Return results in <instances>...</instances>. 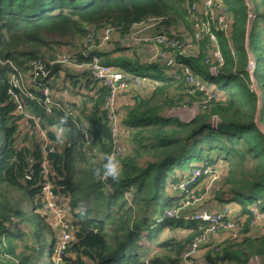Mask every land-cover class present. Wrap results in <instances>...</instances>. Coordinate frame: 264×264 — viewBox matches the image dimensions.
I'll return each instance as SVG.
<instances>
[{
	"label": "trees",
	"instance_id": "1",
	"mask_svg": "<svg viewBox=\"0 0 264 264\" xmlns=\"http://www.w3.org/2000/svg\"><path fill=\"white\" fill-rule=\"evenodd\" d=\"M221 1L229 31L216 32L210 63H205L207 37L201 41L199 57L180 58L216 94L188 122L168 113L179 104L200 102L202 93L188 92L190 85L180 69L143 62L118 43L135 24L149 20L157 22L158 32L183 38L192 31L186 0H0V125L5 139L0 145V264H180L187 244L208 223L171 218L167 211L180 205L183 194L177 187L183 178L196 167L208 166L227 174L215 196L230 206L232 214L238 209L244 228L240 238L208 251L205 261L251 264L260 259L264 264V231L260 235L249 231L255 215L264 220V0H251L250 5L245 0ZM89 26L99 32L113 28V48L88 50L84 40ZM76 41L85 53L77 52L74 62H90L101 54L108 63L156 85L151 95H134L133 102L119 109L132 149L121 160L118 181L94 175L113 145L102 110L108 91L88 69L75 72L54 64L48 80L54 91L64 92L70 85L68 93L80 97L76 105L93 137L89 152L83 134L68 117L66 127L60 125L63 112L55 108L49 114L21 96L26 111L56 144L48 160L73 235L59 262L62 232L42 210L43 150L35 136L28 137L23 130L24 115L16 113L9 89L15 68L25 71L33 59L54 60L64 45ZM216 50L222 62L213 55ZM113 53L118 55L111 58ZM250 60L255 63L252 72ZM211 66L217 69L215 76L209 73ZM213 117L218 118L216 128ZM27 122L34 124V119ZM164 230L172 236L160 240ZM181 230L185 231L180 237ZM143 231L151 244L160 240V252L141 244ZM174 250L171 260L168 254Z\"/></svg>",
	"mask_w": 264,
	"mask_h": 264
},
{
	"label": "built area",
	"instance_id": "2",
	"mask_svg": "<svg viewBox=\"0 0 264 264\" xmlns=\"http://www.w3.org/2000/svg\"><path fill=\"white\" fill-rule=\"evenodd\" d=\"M245 1L250 5L251 0ZM186 10L189 19L194 22V29L192 33H187L183 38H177L169 36L164 32H158L156 30L157 22L156 24H149V22H155L154 20H149L135 24L128 34L118 38V43L120 47L127 50L128 55L141 58L143 62L160 63L163 66L180 69L185 76L186 82L190 85L188 92L202 93V100L200 102L193 101L191 105L192 109L189 107L185 108V110H192V115L187 120L178 115V113L180 114L182 113L181 111H184L180 108L174 107L168 113L169 116H177L189 122L198 113L200 105L206 107V105L216 97V94L209 85L192 70L190 65L180 58L199 57L201 41L205 38V34L208 38L206 47L207 50H209L205 63H210L212 55L211 47H214L217 43L216 32H228L229 23L227 10L221 0H186ZM215 12H217V16H215ZM253 17L254 13L249 9V18L252 19ZM113 36L114 32L111 27L105 28L99 32L96 27L89 26L84 42L88 50H102L110 44ZM77 52L85 53L82 47L77 49H67L63 47L54 60L45 61L43 59H33L28 63V68L25 71L15 68L14 70L16 73L12 75V86L9 89L10 97L14 99L17 104L16 113L24 115V120L22 122L23 130L27 133L28 137L32 138L35 136L38 145L43 150L41 164V173L44 179L42 188V210L54 219L55 225L60 228L62 232V241L58 249L57 258L59 262L61 260L60 255L67 244L72 240L73 235L69 220L64 218V214L67 211L66 206L61 204L60 197L54 190L52 170L47 162L49 154L56 150V144L51 141L48 132L41 127L39 121L35 119V116L26 111L21 96L36 101L45 112L49 114L57 108L67 115L73 125L83 134L84 145L89 152L92 147L93 137L88 129V121L81 117L80 112L72 103L54 97V90L49 85L50 79L48 80L51 67L54 64H62L69 67L74 66L78 70L88 69L90 76L97 80L99 85L107 88L108 92L102 105V110L108 122L112 139L113 147L110 154L116 156L121 163V159L124 157L126 150L122 143L123 128L121 127L119 115V100L122 99L127 92H130L132 88L138 87L142 83L140 76L130 75L117 66L108 63L101 54L93 55L90 62L76 63L72 59ZM213 55L221 62L223 61L219 50L214 51ZM254 67L255 63L253 60H250L248 65L249 71L252 72ZM209 73L215 76L217 74L216 67L211 66L209 68ZM31 88H33L34 91L40 92L41 96L37 95ZM30 118L34 119V124H28L27 121H29ZM217 122L218 118L213 117V128L217 127ZM203 175L210 179L218 178V173L212 166L194 168L192 173L189 176H185L178 184L177 190H179L181 195L183 194L180 205L167 211V215L171 218L184 217L185 219L200 220L208 223V227L204 228V230L194 237L193 241L186 246L183 254L178 260L180 264H194L197 250L208 238L217 235L222 230H238L239 228L237 223L230 220L232 209L228 205L223 206L221 211L214 213L202 209L186 211L189 208L188 196L193 191L194 187L200 183V178ZM107 188L111 189L110 185H107ZM257 218L258 216H255L251 227L257 223ZM141 244L145 246L150 245L152 247L147 231H143L142 233ZM169 259L173 260V257L169 256ZM252 264L261 263L253 261Z\"/></svg>",
	"mask_w": 264,
	"mask_h": 264
},
{
	"label": "rangeland",
	"instance_id": "3",
	"mask_svg": "<svg viewBox=\"0 0 264 264\" xmlns=\"http://www.w3.org/2000/svg\"><path fill=\"white\" fill-rule=\"evenodd\" d=\"M215 16H217V12H215ZM152 23L156 24V21L155 22H149V24H152ZM191 26H192V30H193L194 29V22L193 21H191ZM189 33H192V31L189 32ZM204 36L206 37L205 34H204ZM53 37L54 38H59V37H56V36H53ZM63 47H66L67 49H74V48H80V47H82V45L80 44L79 41H76L74 44L64 45ZM70 68H71L72 71H75V72L77 71V68L74 67V66H70ZM144 78H145V81L141 77V79H142L141 85L143 84V82H147V81L150 82V80H147L148 78H146V77H144ZM153 84L150 83L146 87L147 91H143L142 87H140L141 85L138 86V87L132 88V90L130 92H127L125 94V96L122 98V102L121 103L125 102V104H126L129 100L133 99V96L135 94H137V95H142L143 94V96L151 95L153 90H154V86L156 85V82L153 83ZM70 89H71V86L68 85L67 88H66V91H70ZM60 94L63 95V93H60ZM58 98L61 99V100H64V101H70V100H66L67 98H62L61 96L60 97L58 96ZM78 98L79 97H74V100L72 99L73 100L72 102L76 101L75 103H77L80 100ZM191 105L192 104H189V105L188 104H185V105L184 104H179L178 106H176L177 108H180L181 110H184V111H181L182 113H180V114L178 113V115L180 117H183V119L187 120L192 115V110H190V111L188 109L185 110V108L189 107V108L192 109ZM75 107L80 112L79 105H75ZM59 121H60V118H56L55 119V123L56 124H58ZM63 126L66 127L65 125H63ZM2 127L3 126L0 125V145L1 146H3L4 141H5V139L3 137L4 136V131H3ZM129 140H130V137L128 138L127 137V133L123 131V133H122V143L125 146V150H126L125 154H127L128 150L132 149V143L130 142L131 140L130 141ZM125 154H124V156H125ZM216 171L218 173V175H217L218 178L210 179V178L206 177L205 179L200 181V183L198 185H196L194 187L193 191L188 196V202H189L188 206H189V208H193V211L197 210L199 208L202 209V210H206V211L212 212V213L222 210V208L220 207L222 204L220 202H218V200H217V198L215 196V191H216V189L220 188V186L218 184L222 180L224 181V177L227 174L220 168L216 169ZM186 206H187V204H186ZM233 211H234V213L230 214L231 215L230 216V220L232 222H235V223L238 224V226H239L238 230H232V229L228 230V229H226L229 232V236L227 238H225L224 240H222L221 242L217 243V244H213V245L209 244L214 236L208 238L209 240L207 239L206 242L204 241V243L201 244L200 248L197 250V254L195 255V259H194L195 260L194 264H207V262L205 261V257L207 255L208 251L219 249L220 244H223V243L227 242L228 240H233V239L240 238L243 235V228L244 227H243V223L242 222H243L244 218H241V219L239 218L240 216L238 215V209L235 208V209H233ZM255 216H258V215H255ZM255 216H254L253 220L255 219ZM19 226L21 228H24V224L22 222H19ZM253 230H255V235H260L264 231V220L263 219H259V216L257 218V223L254 224L253 227H251V225H250L249 231H253ZM184 231L181 230L179 232V234H180L179 236L180 237L182 235L184 236ZM169 234H170V230L169 231H167V230L165 231L164 230V233L161 236V238H165V237L168 238ZM193 239L191 241H193ZM168 255L172 256L173 260H175L176 251L174 250L173 252H170ZM254 262L261 263L260 259L255 260Z\"/></svg>",
	"mask_w": 264,
	"mask_h": 264
},
{
	"label": "crops",
	"instance_id": "4",
	"mask_svg": "<svg viewBox=\"0 0 264 264\" xmlns=\"http://www.w3.org/2000/svg\"><path fill=\"white\" fill-rule=\"evenodd\" d=\"M113 48L112 47V44L110 43V44H108L107 46H106V48L105 49H111V48ZM118 54L117 53H113L112 55H111V58H115L116 56H117ZM104 58H105V60L107 61V59H106V57L104 56ZM78 70V69H77ZM78 71H80V70H78ZM62 74L63 73H61V75L60 76H62ZM145 81V80H144ZM58 83H59V85H60V87H62V85H63V83H62V80H61V78H59L58 79ZM150 83H155V82H149V81H147V82H143V84L140 86V87H142V89H143V91H147V86L150 84ZM67 84H69V82L67 81ZM145 84V85H144ZM154 85V84H153ZM155 87V86H154ZM83 92H88V91H83ZM60 93H63V95H61ZM146 93V92H145ZM135 95H137V94H135ZM143 95V94H142ZM58 96L60 97H62V98H67L66 100H70V101H73L74 100V96L72 95V94H70V93H68V91H64V92H61L60 90H56L55 89V91H54V97L56 98V99H59L58 98ZM134 97V96H133ZM73 99V100H72ZM78 99H80V97L78 98ZM76 102V101H75ZM75 102H72V103H74L75 105H76V103ZM122 102V99H120L119 100V105L121 106L120 107V110H122L123 109V107H124V105H125V102H123V103H121ZM131 103V102H133V100L131 99V100H129L127 103ZM126 103V104H127ZM224 205H221L220 207L222 208ZM195 209V208H194ZM197 209V208H196ZM200 209V208H199ZM211 210V209H210ZM186 211H193V208H188ZM162 236V235H161ZM229 236V232L227 231V230H222L220 233H218L217 235H215L213 238H212V240L210 241V243L209 244H217V243H219V242H221L222 240H224L225 238H227ZM164 238H161L160 240H163ZM160 240H156V241H154L151 245H152V248L154 249V248H156L155 249V251L154 252H160L161 250H162V248L158 245V243L160 242ZM211 247V246H210Z\"/></svg>",
	"mask_w": 264,
	"mask_h": 264
},
{
	"label": "clouds",
	"instance_id": "5",
	"mask_svg": "<svg viewBox=\"0 0 264 264\" xmlns=\"http://www.w3.org/2000/svg\"><path fill=\"white\" fill-rule=\"evenodd\" d=\"M66 122L67 115L61 119L60 125L63 126ZM57 139L59 140L60 138L58 137ZM103 159L104 163L102 167L95 168L94 175L101 180L111 179L112 181H118L122 171L119 159L112 154H105Z\"/></svg>",
	"mask_w": 264,
	"mask_h": 264
},
{
	"label": "bare ground",
	"instance_id": "6",
	"mask_svg": "<svg viewBox=\"0 0 264 264\" xmlns=\"http://www.w3.org/2000/svg\"><path fill=\"white\" fill-rule=\"evenodd\" d=\"M53 95H54V93H53ZM47 162H48V164H49V160H47ZM42 164V163H41ZM49 166H50V164H49ZM29 171V172H28ZM27 171V173L29 174L30 173V170H28ZM60 197V196H59ZM42 205H43V203H42ZM66 206V205H65ZM53 223H54V225H55V221H54V219H53ZM71 224V223H70ZM188 244H190V242L188 243Z\"/></svg>",
	"mask_w": 264,
	"mask_h": 264
},
{
	"label": "water",
	"instance_id": "7",
	"mask_svg": "<svg viewBox=\"0 0 264 264\" xmlns=\"http://www.w3.org/2000/svg\"><path fill=\"white\" fill-rule=\"evenodd\" d=\"M29 172V171H28Z\"/></svg>",
	"mask_w": 264,
	"mask_h": 264
}]
</instances>
